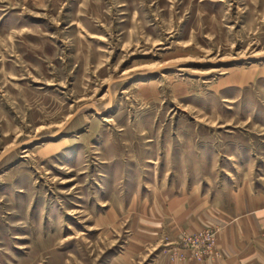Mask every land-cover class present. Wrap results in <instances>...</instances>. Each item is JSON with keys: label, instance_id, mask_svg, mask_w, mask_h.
<instances>
[{"label": "rangeland", "instance_id": "rangeland-1", "mask_svg": "<svg viewBox=\"0 0 264 264\" xmlns=\"http://www.w3.org/2000/svg\"><path fill=\"white\" fill-rule=\"evenodd\" d=\"M258 196L264 0H0V264H264Z\"/></svg>", "mask_w": 264, "mask_h": 264}, {"label": "crops", "instance_id": "crops-1", "mask_svg": "<svg viewBox=\"0 0 264 264\" xmlns=\"http://www.w3.org/2000/svg\"><path fill=\"white\" fill-rule=\"evenodd\" d=\"M260 197H263V199H264V196H258L256 198L257 202H260V201H258L261 199ZM249 216H250V220L252 222H254L255 227L258 228V230L262 231L264 229V206H262L260 209H258V211H256L255 213H252L251 215L246 216V218H244L243 220L248 221L247 217H249ZM254 224H252V225H254Z\"/></svg>", "mask_w": 264, "mask_h": 264}]
</instances>
